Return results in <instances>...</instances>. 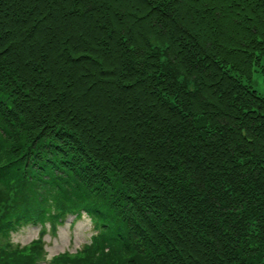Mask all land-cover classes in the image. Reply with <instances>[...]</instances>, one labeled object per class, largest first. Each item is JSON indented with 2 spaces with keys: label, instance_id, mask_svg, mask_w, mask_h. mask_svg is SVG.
Instances as JSON below:
<instances>
[{
  "label": "trees",
  "instance_id": "obj_1",
  "mask_svg": "<svg viewBox=\"0 0 264 264\" xmlns=\"http://www.w3.org/2000/svg\"><path fill=\"white\" fill-rule=\"evenodd\" d=\"M255 73L264 0H0V243L85 214L55 264H264Z\"/></svg>",
  "mask_w": 264,
  "mask_h": 264
},
{
  "label": "rangeland",
  "instance_id": "obj_2",
  "mask_svg": "<svg viewBox=\"0 0 264 264\" xmlns=\"http://www.w3.org/2000/svg\"><path fill=\"white\" fill-rule=\"evenodd\" d=\"M253 86L260 94L264 95V82L261 73L254 74ZM96 234L97 230L93 228L91 218L83 214L81 218L77 219L75 216L68 217L55 230L49 223L45 226L44 224L22 225L16 231H12L8 238L2 240L0 245L26 249L41 241L42 256L36 264H55L52 261L54 257L64 253L76 254L86 244H91L93 236Z\"/></svg>",
  "mask_w": 264,
  "mask_h": 264
}]
</instances>
